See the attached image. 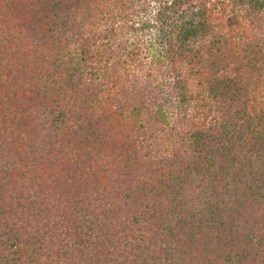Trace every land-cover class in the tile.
<instances>
[{"label":"trees","instance_id":"16d2710c","mask_svg":"<svg viewBox=\"0 0 264 264\" xmlns=\"http://www.w3.org/2000/svg\"><path fill=\"white\" fill-rule=\"evenodd\" d=\"M188 1L161 5L160 31L171 21L151 40L160 59L194 52L211 22V7ZM129 3L0 0V264H166L161 242L168 262L264 264V36L248 39L262 41L248 44V90L209 79L222 109L184 127L178 113L180 130L169 134L164 105L110 107L113 90L85 71L112 58L115 36L93 32L95 19ZM210 48L203 41L197 53ZM172 71L170 104L185 109ZM135 125L162 133L147 160ZM152 247L146 261L140 250Z\"/></svg>","mask_w":264,"mask_h":264},{"label":"rangeland","instance_id":"374dc122","mask_svg":"<svg viewBox=\"0 0 264 264\" xmlns=\"http://www.w3.org/2000/svg\"><path fill=\"white\" fill-rule=\"evenodd\" d=\"M165 1L130 0L128 5L121 8L107 4L99 20L96 21L95 19L92 27L97 28L92 29V31L95 33L102 31V35L115 36L114 40L104 41L107 42L106 48L109 51L105 56L108 57L109 53L112 52L111 63L105 61L99 64L93 63L91 66L88 65L85 71L87 75L91 73L100 74L105 79L106 84L104 87L107 88L106 91L113 90L110 93L112 96L109 100L110 107L112 105L117 108L129 107L134 104L138 105L139 101L143 102L144 107L146 105V109H151V107L158 104L164 105L170 119L169 128H171L167 132L175 134L180 130V123L182 127L188 122L207 123L212 121V117H216L218 109H222L221 101H215V98H211L215 96L221 99L219 95L221 90L215 92L217 87L215 83L214 86L209 87L207 84L209 79H217V82L220 83L226 77H230L235 79L238 86L242 87L241 93L244 92L245 88L248 90V57L251 56L248 44L262 43L261 40L254 43V37H252L251 42L248 39L253 31H255V37L262 38L264 36V4L258 12L253 6L255 0L188 1L184 6L188 4L195 7V4H200L205 5L206 8H212L211 22L207 23V27L199 34L201 37L190 45L191 49L196 50L185 53V58L191 57L189 62V60H184L185 58L182 59L179 56L169 61L160 59L156 51L150 48L153 43L151 40L153 39L156 43V37L159 33L166 35L165 30H167L171 21L168 18L163 23L164 30L161 32L162 18L160 11L161 5ZM203 41L206 43L208 41L211 48L209 50L201 49L197 53L198 49L203 46ZM102 44L101 42L98 43V47H101ZM175 48L178 47L175 46ZM178 50L186 51L180 48ZM202 59L204 60L203 63L201 62ZM172 69H175L174 74L180 75L179 78L183 81L182 85H185L182 90L185 100H188L185 109H179L176 102L170 104L173 99L172 95L175 93L171 90L173 86H170V83L173 82ZM128 81H134L132 82L134 87H125L124 85ZM235 81H233V84ZM238 81H242V83ZM140 82L145 86L139 87L138 83ZM225 83L229 84L228 81H225ZM119 88L121 89L119 90ZM114 91L117 92L115 97L113 96ZM169 91L170 93H168ZM243 98L248 99V93ZM178 113L180 117L185 118L180 120V123L178 122ZM143 121L144 124L148 123L147 116ZM135 127H138L135 140L139 138L141 152L146 154V157L142 158L147 160L149 158L147 153L154 149L153 145L159 143L162 133L151 131L152 128L143 129L139 125H135ZM173 201V204L179 205L177 201H180V199ZM147 223L148 220H145L144 225L146 226ZM141 230L137 231L135 235H139ZM157 237L156 232L150 243H158ZM167 239V237L164 239V243ZM129 241V239H126L123 243ZM165 249L161 242L159 251L164 263L178 264V255L173 258V262H168L163 257L169 254L168 251L165 252ZM150 250H140V256L146 261L151 258L149 254L153 256L157 253V249H153V247ZM172 253L178 254L177 246L172 250ZM142 263L138 261V264Z\"/></svg>","mask_w":264,"mask_h":264}]
</instances>
